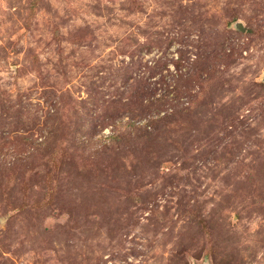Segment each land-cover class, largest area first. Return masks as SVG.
<instances>
[{
  "label": "rangeland",
  "instance_id": "obj_1",
  "mask_svg": "<svg viewBox=\"0 0 264 264\" xmlns=\"http://www.w3.org/2000/svg\"><path fill=\"white\" fill-rule=\"evenodd\" d=\"M0 264H264V0H0Z\"/></svg>",
  "mask_w": 264,
  "mask_h": 264
}]
</instances>
